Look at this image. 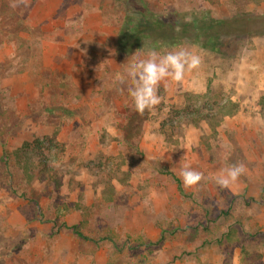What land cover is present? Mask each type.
<instances>
[{
  "label": "rangeland",
  "instance_id": "1",
  "mask_svg": "<svg viewBox=\"0 0 264 264\" xmlns=\"http://www.w3.org/2000/svg\"><path fill=\"white\" fill-rule=\"evenodd\" d=\"M10 3L0 0V264H264V79L243 77L248 49L233 62L180 46L201 55V68L161 84L160 105L143 115L117 80L146 57L135 40L159 15L223 20L264 0ZM138 12L150 18L134 35L125 19L140 25ZM228 102L238 111L216 119ZM199 111L212 121L191 124ZM36 139L64 143L73 185L29 183L15 154ZM236 162L246 173L220 187L216 175ZM183 165L204 174L198 189L184 187Z\"/></svg>",
  "mask_w": 264,
  "mask_h": 264
},
{
  "label": "trees",
  "instance_id": "2",
  "mask_svg": "<svg viewBox=\"0 0 264 264\" xmlns=\"http://www.w3.org/2000/svg\"><path fill=\"white\" fill-rule=\"evenodd\" d=\"M138 13L143 16L140 17L138 22L142 21L143 18H150V15L147 16V12ZM190 16L191 18L187 21L180 18V22L172 24V22L167 20L165 15H159L157 20L151 22L152 25H154L153 28L147 30V34L135 40L137 44H135L137 46L136 48L140 47L143 51L155 50L158 52L164 49H172L184 44H190L215 54L223 61L233 60V62H235L237 59L236 57H238L241 51L250 49L255 39L264 37L263 11L242 10L237 12L234 16L223 20L212 19L206 15L202 17L197 16L194 12ZM135 20L133 16H127L125 23L128 22L129 27L130 24H135L132 31L135 33L134 35H137L141 31L140 27L143 28L144 25L143 22H140V25L138 22V24H136ZM131 37L134 38L133 35ZM126 42L124 36L121 35L119 46L121 45V55L123 57H128L130 55L126 53L127 50L125 48L131 44V41L129 43ZM135 42L132 43L133 47ZM141 46L145 47L142 48ZM230 106L234 107L229 113H225V106L219 108L221 113H217L218 115L215 118L217 119V117H219L220 119L218 120H221L225 116L235 115L238 111V106L228 102L226 108L229 109ZM201 112L202 111H199L195 116L191 117L189 122L197 126L201 122L212 121L211 116ZM168 126V129L174 128L172 125ZM167 128L161 129V133L166 135ZM65 151L66 148L64 143L53 140L45 141L44 139H36L32 144L25 145L17 150L15 154V163L20 168L22 174L28 179L29 183L33 184L35 181H41L45 182L50 188L59 189L63 185V179L65 177H70L71 185L74 184L71 176L72 172L64 161ZM12 161V156L8 151H5L2 162L11 163ZM177 182L179 191L182 193V186L178 179ZM63 226L71 229L78 237L86 238L79 226L75 225L68 227L65 223Z\"/></svg>",
  "mask_w": 264,
  "mask_h": 264
},
{
  "label": "clouds",
  "instance_id": "3",
  "mask_svg": "<svg viewBox=\"0 0 264 264\" xmlns=\"http://www.w3.org/2000/svg\"><path fill=\"white\" fill-rule=\"evenodd\" d=\"M29 6L30 0H11L10 7ZM138 52V51H137ZM203 63L201 55L187 48L179 47L163 54L149 51L144 58H134L128 63L126 72L118 74L117 80L127 85L134 109L140 115L154 112L161 103L159 89L168 82L182 83L186 76L198 72ZM183 160V159H182ZM246 165L236 162L223 168L215 177V182L228 189L246 173ZM186 189H198L205 180L202 172L183 165L179 173Z\"/></svg>",
  "mask_w": 264,
  "mask_h": 264
},
{
  "label": "crops",
  "instance_id": "4",
  "mask_svg": "<svg viewBox=\"0 0 264 264\" xmlns=\"http://www.w3.org/2000/svg\"><path fill=\"white\" fill-rule=\"evenodd\" d=\"M259 11L264 12V7L263 9H259ZM241 61V67L249 65L250 68L247 74L243 73V77L257 76V79H264V37L257 38L254 41L253 46L245 51V55ZM251 70H253L252 73H250Z\"/></svg>",
  "mask_w": 264,
  "mask_h": 264
}]
</instances>
